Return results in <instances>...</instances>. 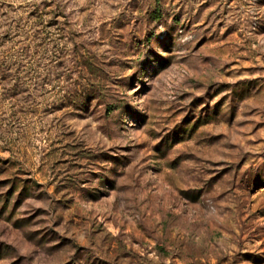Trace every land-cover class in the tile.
I'll use <instances>...</instances> for the list:
<instances>
[{
    "label": "rangeland",
    "instance_id": "obj_1",
    "mask_svg": "<svg viewBox=\"0 0 264 264\" xmlns=\"http://www.w3.org/2000/svg\"><path fill=\"white\" fill-rule=\"evenodd\" d=\"M0 264H264V0H0Z\"/></svg>",
    "mask_w": 264,
    "mask_h": 264
}]
</instances>
